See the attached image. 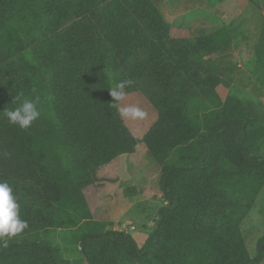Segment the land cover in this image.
Listing matches in <instances>:
<instances>
[{
	"label": "trees",
	"instance_id": "obj_1",
	"mask_svg": "<svg viewBox=\"0 0 264 264\" xmlns=\"http://www.w3.org/2000/svg\"><path fill=\"white\" fill-rule=\"evenodd\" d=\"M158 1L0 0V111L38 96L41 112L28 130L0 114V182L28 223L0 240V264H72L52 245L57 229L87 264L263 263L264 235L251 256L241 223L264 185V116L219 96L212 58L232 47V28L175 38ZM254 55L264 88V21ZM125 80L157 114L142 143L165 204L142 245L94 220L83 194L136 151L109 92Z\"/></svg>",
	"mask_w": 264,
	"mask_h": 264
},
{
	"label": "rangeland",
	"instance_id": "obj_2",
	"mask_svg": "<svg viewBox=\"0 0 264 264\" xmlns=\"http://www.w3.org/2000/svg\"><path fill=\"white\" fill-rule=\"evenodd\" d=\"M257 2L258 7L253 6L248 0H225L222 2L216 0H159L157 4L165 20L170 24L171 35L175 38L210 34L228 26L232 28V47L228 51L212 57L214 60L220 61L223 68V78L217 87V93L222 99L235 96L240 100L250 101L257 112L264 116V88L257 82L254 73V48L264 21V3L262 0H257ZM117 103L120 110L124 107L135 106L145 113L143 119H124L125 125L137 139V147L134 154L125 155L116 160V163L119 162L124 168L115 174L117 177L137 180L143 168H153L154 166L157 169L159 167L142 143L143 136L156 121L157 114L146 98L139 93H129L124 101ZM261 154H264V143L261 147ZM93 185L95 183L83 190V194L86 191V194L91 197L93 219L103 222L100 220L101 218H105L103 220L118 218V215L126 210L125 200L118 196L113 199L94 198L93 189L95 188ZM152 195H156L155 192ZM164 204L160 198L149 211L148 218L133 220V225L137 228L136 233L144 231L149 235L153 231L155 222L151 221V211L156 213L158 207ZM137 212H139L138 209H132L130 214H137ZM103 223H107V229L124 230L126 228L125 223L113 224L107 221ZM241 229L246 248L250 255L254 256L256 242L264 235V185L256 195L251 210L242 221ZM71 233L70 230L65 229L51 230L49 235L52 245L57 244L66 248L65 258L72 264H87L76 241L71 239Z\"/></svg>",
	"mask_w": 264,
	"mask_h": 264
},
{
	"label": "crops",
	"instance_id": "obj_3",
	"mask_svg": "<svg viewBox=\"0 0 264 264\" xmlns=\"http://www.w3.org/2000/svg\"><path fill=\"white\" fill-rule=\"evenodd\" d=\"M157 119V116H156ZM132 155V154H131ZM125 156V155H123ZM121 156V157H123ZM120 158V157H119ZM117 161L109 164L104 167L98 173L99 181L93 185L95 189H93V197L95 198H117L120 197L127 203L126 210L122 211L118 216V218L103 220L105 218H101L103 222H111L113 224L116 223H125L126 228L124 230L117 229L118 231H124L131 235L138 245H142L147 237V232H139L136 233L137 228L133 225V220L135 219H143V217H149V211L152 207L155 206L156 201L160 198L163 201L161 193L159 191V176H160V167L153 166V168H143L140 172V176L136 179H120L115 174L121 172L124 168L122 164ZM152 169V170H151ZM136 173V172H135ZM156 188V189H155ZM155 192L156 195H152ZM85 198L89 204L90 212L93 215V208L90 205L89 195L84 192ZM157 199V200H155ZM101 206V205H100ZM99 208V207H98ZM132 209H138L139 212L137 214H130ZM159 209V207H158ZM152 213L151 211L150 217L151 221L154 219V215L157 214ZM141 210V211H140ZM144 211V212H142ZM128 225L134 226L135 229H131ZM114 229V228H113ZM116 230V229H115ZM263 264V263H262Z\"/></svg>",
	"mask_w": 264,
	"mask_h": 264
},
{
	"label": "clouds",
	"instance_id": "obj_4",
	"mask_svg": "<svg viewBox=\"0 0 264 264\" xmlns=\"http://www.w3.org/2000/svg\"><path fill=\"white\" fill-rule=\"evenodd\" d=\"M134 81L125 80L109 90L114 99V104L124 101L128 93L126 87L132 86ZM40 98L35 100L25 99L13 110L0 111L10 124L18 126L21 130H28L36 122L41 112L37 107ZM123 119H143L145 113L135 106L124 107L120 110ZM28 228L26 220L21 219L20 205L13 194V189L7 182H0V240L12 239Z\"/></svg>",
	"mask_w": 264,
	"mask_h": 264
},
{
	"label": "water",
	"instance_id": "obj_5",
	"mask_svg": "<svg viewBox=\"0 0 264 264\" xmlns=\"http://www.w3.org/2000/svg\"><path fill=\"white\" fill-rule=\"evenodd\" d=\"M159 212H160V211H158V213H159ZM156 218H157V215H156L155 218L153 219V222H155Z\"/></svg>",
	"mask_w": 264,
	"mask_h": 264
},
{
	"label": "built area",
	"instance_id": "obj_6",
	"mask_svg": "<svg viewBox=\"0 0 264 264\" xmlns=\"http://www.w3.org/2000/svg\"><path fill=\"white\" fill-rule=\"evenodd\" d=\"M131 229L133 230V229H134V227H131Z\"/></svg>",
	"mask_w": 264,
	"mask_h": 264
}]
</instances>
